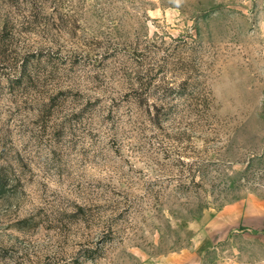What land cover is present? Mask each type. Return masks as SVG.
Instances as JSON below:
<instances>
[{
	"label": "rangeland",
	"instance_id": "1",
	"mask_svg": "<svg viewBox=\"0 0 264 264\" xmlns=\"http://www.w3.org/2000/svg\"><path fill=\"white\" fill-rule=\"evenodd\" d=\"M39 1L0 0V23L69 22L17 33L56 63L45 85L37 53L28 85L0 66V264H264L236 210L264 198V0ZM184 80L215 127L154 124Z\"/></svg>",
	"mask_w": 264,
	"mask_h": 264
},
{
	"label": "trees",
	"instance_id": "2",
	"mask_svg": "<svg viewBox=\"0 0 264 264\" xmlns=\"http://www.w3.org/2000/svg\"><path fill=\"white\" fill-rule=\"evenodd\" d=\"M16 3H21V0H13ZM39 8L40 10L44 8V5H47V2L40 0L39 1ZM37 25L42 26L45 29H55V31L64 33L66 27L69 26V22L67 20L65 21H32L30 23H13L10 21H4L0 23V66L10 68L11 70H14L15 73H17V76L15 78H11L9 76L10 81L17 82L19 86L21 84L28 85L29 79H27V76L25 75V69L28 65H32L31 61H29L30 54H33V58L37 55L39 56L36 58L37 64L45 65V69L43 72H38L33 77L29 75L30 80H33L34 82L40 83V79H43V82L40 83V85H45L48 78L52 77L54 72L59 71L58 68H56V63L54 61H51L50 57L48 55H44L42 52L46 49L43 47L34 48L33 46H29L28 44L20 45L18 43V36L17 33L20 35L25 34L27 31H32L29 26L36 27ZM50 41V40H49ZM34 48V49H33ZM32 50V51H31ZM43 60H45L43 62ZM44 63V64H43ZM161 68V66H160ZM155 70L154 65H150L149 68H144L141 71H135V74H139L136 77V80L140 83L141 81H144L145 79L150 80L152 79V74ZM147 72V73H144ZM154 77V76H153ZM145 84V83H144ZM152 84V81H149V85ZM191 87H194L193 85ZM201 87V86H200ZM199 86L191 91L189 89V80H184V82L180 86V90L177 89H170L172 94H178L180 96H190L189 102L185 101L181 105H185L187 109L184 108H176L173 105H170L169 103H164L161 105H152L148 106L146 111L149 113L150 116H152L154 124H157L158 126H161L163 122V118L166 117H173L174 114H177L178 116L184 114L187 110H189V106L192 107L190 109L191 113H193L198 118V123L201 126V131H203V127L209 125L210 127H215L218 123V119L211 120L212 117L216 116H210L211 110H212V103L210 97L207 96V90L206 87L200 88ZM190 90V91H188ZM206 92V93H205ZM173 106V107H172ZM153 109V111L151 110ZM175 110H178L174 112ZM154 115V116H153ZM213 130L215 128H212ZM7 186L8 182L7 179L3 177V174L0 173V197L3 196L7 192ZM83 210V208H81ZM82 219H85L82 217ZM82 255L84 256L85 260H94L98 256L101 255L98 249L93 248H87L84 249L82 252ZM80 257H75L72 260L71 264H80L79 262ZM69 264V263H64Z\"/></svg>",
	"mask_w": 264,
	"mask_h": 264
},
{
	"label": "crops",
	"instance_id": "3",
	"mask_svg": "<svg viewBox=\"0 0 264 264\" xmlns=\"http://www.w3.org/2000/svg\"><path fill=\"white\" fill-rule=\"evenodd\" d=\"M236 210L241 225L247 230L264 232V198H248L236 205Z\"/></svg>",
	"mask_w": 264,
	"mask_h": 264
}]
</instances>
